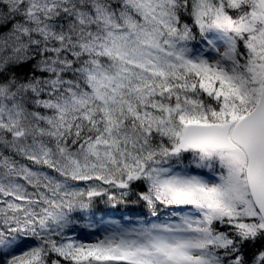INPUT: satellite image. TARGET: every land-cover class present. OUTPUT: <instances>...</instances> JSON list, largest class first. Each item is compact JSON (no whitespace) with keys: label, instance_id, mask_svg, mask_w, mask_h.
<instances>
[{"label":"snow or ice","instance_id":"1","mask_svg":"<svg viewBox=\"0 0 264 264\" xmlns=\"http://www.w3.org/2000/svg\"><path fill=\"white\" fill-rule=\"evenodd\" d=\"M0 264H264V0H0Z\"/></svg>","mask_w":264,"mask_h":264}]
</instances>
